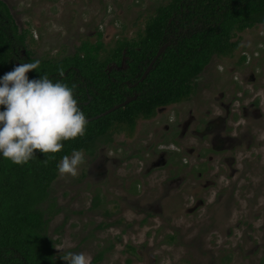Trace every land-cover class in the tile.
<instances>
[{
    "label": "trees",
    "instance_id": "trees-1",
    "mask_svg": "<svg viewBox=\"0 0 264 264\" xmlns=\"http://www.w3.org/2000/svg\"><path fill=\"white\" fill-rule=\"evenodd\" d=\"M260 23H264V0H169L156 8L143 34L117 40L104 57L101 53L106 47L99 32L96 42L85 39L73 55L37 59L27 49V31L20 29L7 2L0 0V77L12 71L17 61L39 60L38 71H29V79H39L47 73L54 83L76 85L74 98L86 119L138 94L125 106L88 121L84 136L61 141L63 148L47 154L54 156L47 163V155L38 149L34 150L36 157L24 165L13 164L0 153V264H62L48 225L59 213L51 189L63 156L87 149L102 137L110 138L116 126L133 128L139 119L152 117L158 107L188 98L194 92L195 80L213 57L230 56L238 48V41L233 40L235 34ZM178 27L183 28L180 33ZM168 29L174 30L176 39L139 82L159 48L169 41ZM22 49L27 50L25 59L20 58ZM123 56L127 57L128 69L108 72L107 66L113 62L120 66ZM127 81L138 84L130 87ZM4 108L0 105V111ZM96 205L98 199L94 200ZM9 244L20 256L8 255ZM105 251L100 250L91 264H97Z\"/></svg>",
    "mask_w": 264,
    "mask_h": 264
},
{
    "label": "rangeland",
    "instance_id": "rangeland-1",
    "mask_svg": "<svg viewBox=\"0 0 264 264\" xmlns=\"http://www.w3.org/2000/svg\"><path fill=\"white\" fill-rule=\"evenodd\" d=\"M9 5L19 27L27 29V46L40 58L59 59L73 54L85 40L95 42L97 32L101 31L106 50L102 57L115 47L117 40L137 38L138 30L143 29L146 21L155 15L156 8L169 0H5ZM142 16V17H141ZM233 40L238 48L230 56H214L210 64L197 79V84L218 73L216 90L225 87L227 78L233 75L252 73L255 83L244 81L249 98L256 94L264 102V24H258L242 32H237ZM246 61L242 62V57ZM242 62V63H241ZM211 85V82L209 83ZM194 95L203 100L208 89ZM206 102V101H205ZM138 146L150 143V120L141 118L137 123ZM126 126L117 134L124 132L126 140L133 136ZM117 145L107 148L110 159L104 167L108 172L105 179L96 178L94 172L88 174L94 158L85 155V163L79 167L77 177L58 175L52 184L51 197L57 201L59 213L53 216L48 225V233L56 246L71 245L65 251L84 252L93 258L100 250H106L97 264H221L223 258L232 254L236 264H258L248 257V248H237L234 237L229 235L233 226L227 216L214 210L203 208L202 215L186 212L181 216L170 214L165 220L150 218V188L144 186L140 201H127L126 206L119 200L122 192L113 185L115 172L123 160L124 176L134 167H142L138 158ZM123 158V159H122ZM129 165V166H128ZM145 168V167H143ZM86 176V177H85ZM126 184V182H124ZM102 192L108 200L122 204V213L107 199L94 208V195ZM134 200V201H133ZM147 203H144V202ZM48 204V203H47ZM46 204V206H47ZM93 204V205H92ZM45 205V204H44ZM45 206V207H46ZM144 208L140 213L137 210ZM168 209L172 210L173 204ZM152 208L151 210H153ZM151 220L156 219L154 222ZM115 221H118L115 224ZM104 224V228L99 227ZM101 228V229H100ZM242 234H239L241 236ZM236 250V252H235ZM62 264H68L61 257L64 254L56 248ZM257 257V256H256ZM258 258V257H257ZM257 260V259H256Z\"/></svg>",
    "mask_w": 264,
    "mask_h": 264
},
{
    "label": "flooded vegetation",
    "instance_id": "flooded-vegetation-1",
    "mask_svg": "<svg viewBox=\"0 0 264 264\" xmlns=\"http://www.w3.org/2000/svg\"><path fill=\"white\" fill-rule=\"evenodd\" d=\"M148 20L144 28L138 30V35L144 33ZM171 22L172 19L169 20ZM175 22L179 23L178 20ZM24 30L29 34L27 29ZM182 30V27L177 28L179 33ZM173 32L167 30L169 41L164 44L169 43L170 46L172 39H176ZM26 57L27 50L22 49L20 58ZM31 57L48 59L33 53ZM123 58V68H120L122 61L120 66L113 62L107 66V71L128 69L127 57ZM22 63L17 61L16 66ZM197 79L194 92L188 98L162 105L152 117L144 118L150 120L148 145L138 146L141 130L137 121L133 128L116 126L110 138L102 137L91 147L79 151L94 158L88 174L94 172L96 178L106 179L108 172L104 164L112 159L106 156V149L113 144L117 145V149H123L122 142H127L125 147L130 149L129 154L138 158L142 167L133 166L124 176V162L119 161L115 181L109 185L122 192L119 200L126 206L127 201L132 199L140 201L139 198L144 196L141 190L149 185L150 218L165 220L170 214L181 216L186 212L202 215L203 208L219 212L227 216L233 226L228 231L234 237L232 244L236 242L235 246L239 249L248 248L247 256L258 264H264V102L257 94L249 98L245 86L248 84H244V81L255 83L256 76L254 73L249 77L233 75L226 79L221 90L215 88L217 72L202 84H197ZM202 86L204 94L210 89L207 97L195 99L194 95ZM123 126L133 134L130 140H126L125 132L117 137ZM93 198H98V206L94 208L107 199L100 191ZM108 201L119 209L118 214L122 213V204L119 206L117 200ZM169 204H173L172 210L167 208ZM137 211L140 213L145 209ZM154 221L156 219H150V222ZM98 225L101 228L105 226ZM239 234L242 235L238 237ZM7 253L9 256H20L13 244L7 246ZM235 259L232 254L227 255L221 264H236Z\"/></svg>",
    "mask_w": 264,
    "mask_h": 264
},
{
    "label": "clouds",
    "instance_id": "clouds-1",
    "mask_svg": "<svg viewBox=\"0 0 264 264\" xmlns=\"http://www.w3.org/2000/svg\"><path fill=\"white\" fill-rule=\"evenodd\" d=\"M40 61L22 63L0 77V153L13 164L24 165L35 158L34 150L46 155L63 148L61 141L82 137L87 119L74 98L76 85L56 81L48 74L30 80L27 73L39 69ZM63 75V69H60ZM45 159V163L48 159ZM85 153L74 150L63 156L57 165L61 176L77 177L85 163ZM63 252L68 264H91L92 257L84 252L65 251L71 245L55 246Z\"/></svg>",
    "mask_w": 264,
    "mask_h": 264
},
{
    "label": "water",
    "instance_id": "water-1",
    "mask_svg": "<svg viewBox=\"0 0 264 264\" xmlns=\"http://www.w3.org/2000/svg\"><path fill=\"white\" fill-rule=\"evenodd\" d=\"M168 45H169V43H166V44H163V45L159 48L157 54L155 55V57L153 58V60L151 61V63L149 64V66L147 67V69L145 70V72L143 73V75L141 76V78L139 79V82H142V81L147 77L149 71L153 68L154 63H155V62L157 61V59L163 54V52L167 49ZM124 64H125V59L123 58V60H122V66H121L120 68H123ZM127 84H128L130 87H135V86H137L138 82L131 84L130 82L127 81ZM137 97H138V94H137V93H135V94H134L133 96H131V97L128 96V97L125 99V101H123V102H121V103H119V104H117V105L111 107L110 109L104 111V112L101 113V114H98V115H96V116H94V117L88 118L87 121H91V120H94V119H98V118H100V117H102V116H104V115H107V114H109V113H111V112H113V111H115V110H117V109H119V108L125 106L126 104H128V103H130L131 101L135 100Z\"/></svg>",
    "mask_w": 264,
    "mask_h": 264
}]
</instances>
